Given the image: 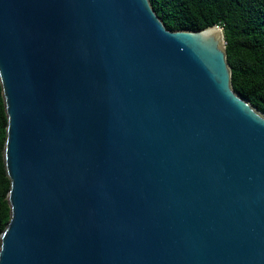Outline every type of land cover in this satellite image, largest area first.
Listing matches in <instances>:
<instances>
[{"label": "water", "instance_id": "1", "mask_svg": "<svg viewBox=\"0 0 264 264\" xmlns=\"http://www.w3.org/2000/svg\"><path fill=\"white\" fill-rule=\"evenodd\" d=\"M0 264H264V114L223 30L150 0H0Z\"/></svg>", "mask_w": 264, "mask_h": 264}, {"label": "trees", "instance_id": "2", "mask_svg": "<svg viewBox=\"0 0 264 264\" xmlns=\"http://www.w3.org/2000/svg\"><path fill=\"white\" fill-rule=\"evenodd\" d=\"M171 31L223 30L233 89L264 114V0H150ZM7 114L0 83V246L10 220L4 163Z\"/></svg>", "mask_w": 264, "mask_h": 264}]
</instances>
